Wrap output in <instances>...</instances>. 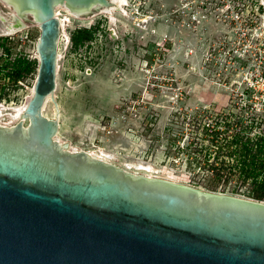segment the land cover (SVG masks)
<instances>
[{
	"label": "rangeland",
	"instance_id": "374dc122",
	"mask_svg": "<svg viewBox=\"0 0 264 264\" xmlns=\"http://www.w3.org/2000/svg\"><path fill=\"white\" fill-rule=\"evenodd\" d=\"M58 12V106L49 98L44 114L58 117L56 139L70 151L195 186L199 176L167 155L177 110L234 107L264 118V0H116L93 15ZM85 29L90 39L75 44ZM40 32L31 23L0 35L1 105L32 98Z\"/></svg>",
	"mask_w": 264,
	"mask_h": 264
},
{
	"label": "water",
	"instance_id": "95a60500",
	"mask_svg": "<svg viewBox=\"0 0 264 264\" xmlns=\"http://www.w3.org/2000/svg\"><path fill=\"white\" fill-rule=\"evenodd\" d=\"M111 3L0 0L3 31L25 27L20 15L41 29L32 98L0 104V264H264V201L134 174L56 139L59 119L44 114L49 98L58 106L56 9Z\"/></svg>",
	"mask_w": 264,
	"mask_h": 264
},
{
	"label": "trees",
	"instance_id": "16d2710c",
	"mask_svg": "<svg viewBox=\"0 0 264 264\" xmlns=\"http://www.w3.org/2000/svg\"><path fill=\"white\" fill-rule=\"evenodd\" d=\"M83 31L74 37L75 44L90 39L91 30ZM234 109L177 110L166 127L167 155L199 176L195 187L221 193L230 188L229 194L264 201V118Z\"/></svg>",
	"mask_w": 264,
	"mask_h": 264
},
{
	"label": "bare ground",
	"instance_id": "6f19581e",
	"mask_svg": "<svg viewBox=\"0 0 264 264\" xmlns=\"http://www.w3.org/2000/svg\"><path fill=\"white\" fill-rule=\"evenodd\" d=\"M112 1V3L114 4V1H116V0H111ZM118 1H120V3L121 4H123V3H125V1L126 0H118ZM59 7H63V8H65L63 5H60V6H58L57 7V9H56V13H57V15L59 16V18H60V21H61V23H62V29H63V26H64V19L63 18H61L60 17V15H59V12H58V9H59ZM106 8V7H105ZM67 9V8H66ZM103 8H101L100 10H102ZM70 11V10H69ZM71 12V11H70ZM97 12H100V11H97ZM96 12V13H97ZM95 13V14H96ZM74 14V13H73ZM76 15V14H75ZM78 16V15H77ZM79 16H83V15H79ZM27 17V16H26ZM19 20L24 24V25H26L25 27H23V28H20L19 30H17V31H6V35H12V34H15V33H18V32H22L23 30H25V29H27L30 25H31V23L33 24V23H36L37 25H39L38 23H37V21H36V19H35V17H31V19H27V18H23L21 15H20V17H19ZM49 100V99H48ZM48 102V101H47ZM99 157V156H98ZM99 158H102V157H99ZM104 159V158H103ZM138 169H145V170H147V171H150V167L149 168H144L143 166L142 167H140V168H138Z\"/></svg>",
	"mask_w": 264,
	"mask_h": 264
},
{
	"label": "flooded vegetation",
	"instance_id": "af4514ba",
	"mask_svg": "<svg viewBox=\"0 0 264 264\" xmlns=\"http://www.w3.org/2000/svg\"><path fill=\"white\" fill-rule=\"evenodd\" d=\"M3 6H5V5H3ZM10 9H12L11 7H10ZM8 12V11H7ZM97 13H99V12H97ZM5 31H3V26L1 25V23H0V35H6V32L4 33ZM19 33V32H18ZM17 33H15V34H12V35H16Z\"/></svg>",
	"mask_w": 264,
	"mask_h": 264
}]
</instances>
